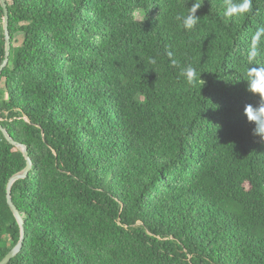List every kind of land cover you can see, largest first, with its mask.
<instances>
[{"label": "trees", "instance_id": "1", "mask_svg": "<svg viewBox=\"0 0 264 264\" xmlns=\"http://www.w3.org/2000/svg\"><path fill=\"white\" fill-rule=\"evenodd\" d=\"M192 2L7 0L0 123L33 162L12 186L25 238L8 264H264V141L244 115L264 0L235 18L204 0L187 31ZM5 53L0 3V67ZM27 163L0 129V261L21 238L7 186Z\"/></svg>", "mask_w": 264, "mask_h": 264}, {"label": "clouds", "instance_id": "2", "mask_svg": "<svg viewBox=\"0 0 264 264\" xmlns=\"http://www.w3.org/2000/svg\"><path fill=\"white\" fill-rule=\"evenodd\" d=\"M204 0H193L188 6L186 15H177V21H180L183 28L187 31L194 30L200 21V15H197L198 9L201 8ZM253 11V0H225V10L223 15L229 18L245 16ZM145 15L141 14L140 22H143ZM264 27L256 29L251 37V46L247 53V70L246 80L248 82L247 90L253 94H258L260 103L257 106L246 104L244 107V115L247 121L254 124L253 135L259 136L264 141V64L257 63V58L264 53ZM169 52L168 56L172 57ZM155 64L156 61H150ZM173 67L179 68V75L186 79L190 86H195L198 80L197 69L191 64L181 66L176 59L171 60ZM201 79V74L199 76Z\"/></svg>", "mask_w": 264, "mask_h": 264}, {"label": "water", "instance_id": "3", "mask_svg": "<svg viewBox=\"0 0 264 264\" xmlns=\"http://www.w3.org/2000/svg\"><path fill=\"white\" fill-rule=\"evenodd\" d=\"M0 3L4 9L5 13V34H6V53H5V59L4 62L2 63L0 67V77L3 72V70L6 68V66L9 63L10 59V54H11V48H12V37L10 34L9 30V9H8V4L7 0H0ZM0 129L3 132L5 138L13 145H16L20 148V150L24 153L25 157L27 158V166L24 170L14 174L7 186V199H8V204L11 207L14 215L16 216L17 220L19 221L21 228H22V234L19 242L6 254V256L0 261V264H8L18 253L21 251L24 243V238H25V229H24V218L22 214L20 213L18 207L16 206L13 197H12V186L14 182H16L19 179L26 178L29 170L32 168V160L30 158L29 150L26 144H22L18 141H16L9 133L7 128H5L1 123H0Z\"/></svg>", "mask_w": 264, "mask_h": 264}, {"label": "rangeland", "instance_id": "4", "mask_svg": "<svg viewBox=\"0 0 264 264\" xmlns=\"http://www.w3.org/2000/svg\"><path fill=\"white\" fill-rule=\"evenodd\" d=\"M140 16H141V14L138 13L137 14L138 19H140ZM23 41H24V34L22 32H18L15 36V45H17V46L21 45L23 43ZM3 87H4V81H2V83H1V88H3Z\"/></svg>", "mask_w": 264, "mask_h": 264}]
</instances>
